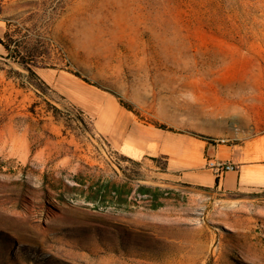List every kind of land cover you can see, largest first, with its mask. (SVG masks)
<instances>
[{
	"label": "rangeland",
	"instance_id": "1",
	"mask_svg": "<svg viewBox=\"0 0 264 264\" xmlns=\"http://www.w3.org/2000/svg\"><path fill=\"white\" fill-rule=\"evenodd\" d=\"M0 22V264H264V0H0ZM52 70L227 150L247 186L121 152Z\"/></svg>",
	"mask_w": 264,
	"mask_h": 264
},
{
	"label": "crops",
	"instance_id": "2",
	"mask_svg": "<svg viewBox=\"0 0 264 264\" xmlns=\"http://www.w3.org/2000/svg\"><path fill=\"white\" fill-rule=\"evenodd\" d=\"M7 31V26L0 22V41L4 39ZM42 77L94 118L102 135L109 137L121 152L125 153L126 149L127 154L138 151L143 157L166 156L167 172L183 184L216 187L223 191L247 186V178L243 176L245 166L219 179L208 167L207 161L210 157L228 159L227 150L210 147L207 142L183 138L169 131L152 130L151 127L139 122L136 116L124 108L114 95L58 74L55 70L43 73ZM116 187L122 197L120 186ZM143 189L148 190L149 193L153 190L149 186Z\"/></svg>",
	"mask_w": 264,
	"mask_h": 264
},
{
	"label": "built area",
	"instance_id": "3",
	"mask_svg": "<svg viewBox=\"0 0 264 264\" xmlns=\"http://www.w3.org/2000/svg\"><path fill=\"white\" fill-rule=\"evenodd\" d=\"M207 165L218 179L229 172H234L237 170L236 165L232 162L215 157L208 158Z\"/></svg>",
	"mask_w": 264,
	"mask_h": 264
},
{
	"label": "trees",
	"instance_id": "4",
	"mask_svg": "<svg viewBox=\"0 0 264 264\" xmlns=\"http://www.w3.org/2000/svg\"><path fill=\"white\" fill-rule=\"evenodd\" d=\"M27 70L30 71L32 74L36 75L35 71L31 67L28 66L27 67ZM127 108L130 109L129 107H127ZM116 189H117V187L115 186L112 193H115L116 196L118 195V197H121V192L120 191L118 192V190H116ZM140 193L143 194V195H149V196H151L152 193H153V190H152V192L149 193L148 190L141 188L140 189ZM154 197L157 198L158 195L155 194Z\"/></svg>",
	"mask_w": 264,
	"mask_h": 264
},
{
	"label": "bare ground",
	"instance_id": "5",
	"mask_svg": "<svg viewBox=\"0 0 264 264\" xmlns=\"http://www.w3.org/2000/svg\"><path fill=\"white\" fill-rule=\"evenodd\" d=\"M131 150V149H130ZM245 177V176H244Z\"/></svg>",
	"mask_w": 264,
	"mask_h": 264
}]
</instances>
